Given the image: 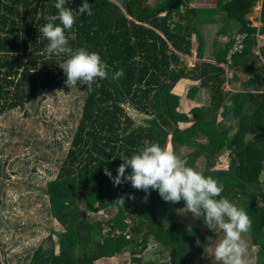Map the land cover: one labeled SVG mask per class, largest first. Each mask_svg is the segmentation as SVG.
<instances>
[{
    "label": "trees",
    "instance_id": "obj_1",
    "mask_svg": "<svg viewBox=\"0 0 264 264\" xmlns=\"http://www.w3.org/2000/svg\"><path fill=\"white\" fill-rule=\"evenodd\" d=\"M55 2L0 0V116L33 107L48 92L66 86L58 64L67 57L49 59L44 52L49 42L39 32L46 23L44 17L58 13ZM81 3L70 0L66 7L75 12ZM88 3L93 14L77 16L74 29L66 34L74 50L86 47L98 52L108 65L109 77L98 79L91 93L79 83L75 87L84 94L81 116L72 128L57 174L41 190L48 199V215L61 228H51L41 242L28 248L23 264H96L126 252L133 264H190L195 260L216 228L206 233L183 220L170 219L167 210L172 203L165 202L158 191H151L145 203L143 191L130 183L114 186L105 175L106 168L113 176L117 174L120 153L131 156L145 139L166 147L170 136L172 149L187 166L217 179L224 188L222 197L247 212L252 221L247 235L256 247L255 264H264V45H258V36L264 38V0ZM258 5L261 8L256 10ZM213 26L215 36L208 55L207 36ZM240 32H248L244 49L228 63L227 54ZM195 53L197 61L190 64L189 57ZM205 57H213L215 62ZM120 69L124 75L113 80V73ZM241 73L248 75L243 87L225 90L224 82L233 84ZM185 77L198 80L188 86V97L205 89L208 100L182 112L181 96L173 88ZM127 106L144 114V120L135 121ZM190 120L189 126H180ZM225 151L229 152L228 166L213 167ZM201 156L206 158L203 169L197 166ZM2 167L0 159V207L8 176ZM129 193L135 195L134 200L127 198ZM122 195L125 207L118 206L116 215L93 217L107 211ZM181 204L185 202L175 206ZM103 225L119 233L102 237ZM151 238L169 251L168 260L160 263L140 256ZM0 264H9L1 254Z\"/></svg>",
    "mask_w": 264,
    "mask_h": 264
},
{
    "label": "rangeland",
    "instance_id": "obj_2",
    "mask_svg": "<svg viewBox=\"0 0 264 264\" xmlns=\"http://www.w3.org/2000/svg\"><path fill=\"white\" fill-rule=\"evenodd\" d=\"M255 24H260V22L255 21ZM212 28V32H214L215 26ZM212 32L210 35L214 36ZM258 38V45L263 46L264 39L260 35ZM189 61L190 64H194L196 55L189 57ZM228 74L230 77L232 76L230 71ZM179 85L181 86L182 82ZM176 91L181 93L182 86ZM179 96H182L183 100L179 107L182 112H187L197 103L205 102L204 98H200L196 99L197 102L192 100L184 103L185 96L183 94ZM83 99L84 94L81 91L65 86L48 92L33 107L17 108L0 116V159H2L3 170L8 174L7 178H4L6 184L1 192L4 195V205L0 207V223L4 224L1 226H3L5 243L3 250L0 248V254L9 264H23L28 248L41 242L51 228H61L60 223L48 215V199L47 196L42 195L41 190L47 180L57 174L59 164L66 155L71 141L72 128L75 127L81 116L80 106ZM127 110L138 123L144 120L145 115L131 106H127ZM186 125L182 124V127ZM171 138L172 136L166 141L165 146L168 148H173ZM182 151L186 153L187 149ZM228 163L229 152L225 151L213 167L225 168ZM205 165L206 158L201 156L197 161V166L203 169ZM2 178L3 175H0V181ZM136 199L142 198L136 197ZM175 204L169 205L167 210L170 219L183 220L190 226L198 227L206 233L214 231L202 221V213L201 218H197L185 209V204L177 207ZM108 210L113 217L119 207L113 204L108 207ZM98 214H102V211L94 214L93 217L99 216ZM128 235L127 237H129ZM223 235L216 228V234L212 237L214 242L212 244L209 242L190 264H216L214 259L215 243L219 242ZM244 239L248 243V264H255L256 247L252 246L247 234ZM146 254H150V258L157 259V262L160 263L170 258L169 251L164 250L163 246L153 238L149 240L148 246L140 256L146 258ZM122 261H126L127 264L134 263L131 254L126 252L113 258L100 259L96 261V264H118Z\"/></svg>",
    "mask_w": 264,
    "mask_h": 264
},
{
    "label": "clouds",
    "instance_id": "obj_3",
    "mask_svg": "<svg viewBox=\"0 0 264 264\" xmlns=\"http://www.w3.org/2000/svg\"><path fill=\"white\" fill-rule=\"evenodd\" d=\"M69 2L56 0L54 7L58 13L45 16L46 23L42 24L39 32L49 42L44 50L49 59L53 55L67 57L58 64L66 76L65 85L71 89L79 83L91 93L98 79H108V65L98 52L89 51L86 47L74 50L70 46L66 33L74 29L77 16H91L93 12L88 0H82L75 12L71 7H66ZM123 75V69H120L113 73L112 79L117 80ZM118 156L122 162L116 170L117 174L113 176L110 170L105 169V175L114 186L130 183L132 188L145 193V203L153 190L158 191L165 202L175 204L183 200L187 211L197 218H201L203 213L202 219L208 228H218L224 234L215 243L216 264H248V243L244 236L251 231V218L244 209L222 197L224 188L217 179L187 166L172 148L162 147L148 139L131 156L124 153ZM129 168L130 172L127 171ZM126 195L128 199H135L134 194ZM125 202L124 195L115 200L120 207H125ZM208 240L210 244L214 242L212 237H208ZM196 243L199 245L200 241ZM148 258L150 254H146Z\"/></svg>",
    "mask_w": 264,
    "mask_h": 264
},
{
    "label": "crops",
    "instance_id": "obj_4",
    "mask_svg": "<svg viewBox=\"0 0 264 264\" xmlns=\"http://www.w3.org/2000/svg\"><path fill=\"white\" fill-rule=\"evenodd\" d=\"M212 4H209L208 3V6H211ZM259 7H258V9H256V10H259L260 8H261V6L260 5H258ZM257 7V6H256ZM257 22H260V21H257ZM254 24H255V22H253ZM260 24H261V22H260ZM259 24V25H260ZM216 29V28H215ZM212 31H213V28H212ZM211 31V32H212ZM213 34H214V36H215V30H214V32H212ZM214 36H211V35H208L207 36V43H206V50H207V54L209 55V52L212 50V41H213V39H214ZM262 39H264L263 37H262ZM263 45H264V43H263ZM194 55H196V61H197V53H195ZM206 59H208V61H213L214 60V58L212 57V58H210V57H205ZM234 58V57H233ZM209 59H211V60H209ZM195 61V62H196ZM195 62H194V64H195ZM213 62H215V61H213ZM244 76H246V77H244ZM232 77V76H231ZM230 76L228 77V79H230L231 78ZM247 77H248V75H246V74H243V73H241L240 74V76H239V79L238 80H235V81H233V84H230L229 83V80H226L225 82H224V84H223V87H224V89L225 90H238V89H240V88H242L243 87V84H242V82H243V80H245V79H247ZM182 82V92L181 93H178L177 91H176V89H179L181 86L179 85V83H181ZM196 83H198V80H193V79H190V78H188V77H185V78H182V79H180L177 83H176V85H175V87L173 88V91L176 93V94H178V95H181V94H183V96H185V98H184V103H186V101H195V102H197L196 101V99H200V98H204V100H205V102L208 100V95H206V91H205V89H200V91L199 92H197L192 98H190V97H188V95L185 93L184 94V91H185V88H186V92H187V88H188V86L189 85H192V84H196ZM184 86V87H183ZM234 86V87H233ZM183 100H182V96H181V98H180V104L181 103H183L182 102ZM201 104H204V101L203 102H201V103H197V104H195L194 106H192L191 108H193V107H195V106H200ZM182 105V104H181ZM190 108V109H191ZM189 109V110H190ZM189 110H187V111H189ZM190 122V123H189ZM192 123V121L190 120V121H188V122H180V126L182 127V124H187L186 126H184V127H182V128H185V127H187V126H189L190 124ZM111 206V205H110ZM102 211V214H99L100 216H102V215H104V216H106V214H108V216L109 217H111V215H110V212H109V210H105V211H103V210H101ZM101 236L103 237V236H105V234L103 233V231L101 232ZM110 258H113V257H110Z\"/></svg>",
    "mask_w": 264,
    "mask_h": 264
},
{
    "label": "built area",
    "instance_id": "obj_5",
    "mask_svg": "<svg viewBox=\"0 0 264 264\" xmlns=\"http://www.w3.org/2000/svg\"><path fill=\"white\" fill-rule=\"evenodd\" d=\"M247 36H248V32H240L235 35L233 45L230 47L229 52L227 54L228 63H231L233 61L234 55H236L237 53H241L243 51ZM222 65L224 64L222 63ZM126 221L128 222L129 219L126 218ZM102 230L105 235L109 233L111 234L119 233V230H115L113 232L111 227L108 225H103Z\"/></svg>",
    "mask_w": 264,
    "mask_h": 264
},
{
    "label": "water",
    "instance_id": "obj_6",
    "mask_svg": "<svg viewBox=\"0 0 264 264\" xmlns=\"http://www.w3.org/2000/svg\"><path fill=\"white\" fill-rule=\"evenodd\" d=\"M205 248V247H204Z\"/></svg>",
    "mask_w": 264,
    "mask_h": 264
}]
</instances>
